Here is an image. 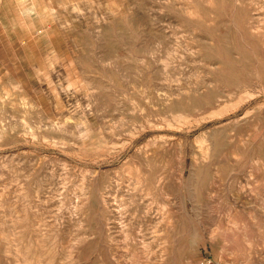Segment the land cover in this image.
<instances>
[{
  "label": "rangeland",
  "instance_id": "1",
  "mask_svg": "<svg viewBox=\"0 0 264 264\" xmlns=\"http://www.w3.org/2000/svg\"><path fill=\"white\" fill-rule=\"evenodd\" d=\"M264 264V0H0V264Z\"/></svg>",
  "mask_w": 264,
  "mask_h": 264
},
{
  "label": "built area",
  "instance_id": "2",
  "mask_svg": "<svg viewBox=\"0 0 264 264\" xmlns=\"http://www.w3.org/2000/svg\"><path fill=\"white\" fill-rule=\"evenodd\" d=\"M207 264H210V262H208Z\"/></svg>",
  "mask_w": 264,
  "mask_h": 264
}]
</instances>
